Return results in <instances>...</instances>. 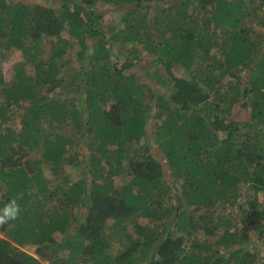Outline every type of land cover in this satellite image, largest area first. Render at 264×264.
Instances as JSON below:
<instances>
[{
  "label": "trees",
  "instance_id": "1",
  "mask_svg": "<svg viewBox=\"0 0 264 264\" xmlns=\"http://www.w3.org/2000/svg\"><path fill=\"white\" fill-rule=\"evenodd\" d=\"M55 1L0 0V264H264V0Z\"/></svg>",
  "mask_w": 264,
  "mask_h": 264
},
{
  "label": "rangeland",
  "instance_id": "2",
  "mask_svg": "<svg viewBox=\"0 0 264 264\" xmlns=\"http://www.w3.org/2000/svg\"><path fill=\"white\" fill-rule=\"evenodd\" d=\"M13 1H17V0H13ZM18 1H22V2H25V3H38V4H42L43 2H45V0H18ZM48 1H50V2H47L48 3V6H53L54 8H58L59 7V5H60V3H59V1H55V2H51V0H48ZM106 8H108V5L107 4H105L104 5ZM111 11V12H110ZM106 13L107 12H109V13H113L112 12V8H109V9H107L106 11H105ZM106 17H107V19H109V20H112V18H117L118 17V15L117 14H110V15H106ZM116 20H118V19H116ZM115 22V21H114ZM2 50H0V52H1ZM8 59L7 60H5L4 62H3V65H2V71H3V75H4V78H5V80L7 81V82H9L10 80H11V78H12V75H13V71H14V66H13V64L15 63V62H17L18 60H20L21 59V55L19 54V52L18 51H16V50H13V51H11L10 53H9V55H8ZM2 60H4V59H2ZM17 120H18V118L17 117H15V118H12V121H8L7 123H6V126H8V127H19L18 126V122H17ZM145 146H146V144L148 145V142L147 143H143ZM149 147H150V149H154L155 147H154V144L152 143V142H150L149 143ZM39 153V152H38ZM156 154V153H155ZM40 156V155H39ZM85 163V162H84ZM82 166H79V167H77V168H73V167H69V168H67V170L65 171V174H66V176L68 177V179H69V182H70V184L71 183H74V182H76V181H79V179H83V177H82V175H81V173H83V172H85V184H86V186L89 188L90 187V181H89V179H88V176H87V174H89V169H88V163L86 162V170H85V167H84V164H81ZM81 169H83V170H81ZM48 178H51V177H48ZM58 182V181H57ZM57 182H55V183H57ZM56 184H54V186H55ZM237 211V209H236V206H235V208L233 209V210H228V212H226V214L228 213L229 215L230 214H233V213H235ZM79 221H80V218H79ZM138 223L140 224V225H145V224H147V221L146 220H139L138 221ZM43 234H44V231H43ZM52 236V231H50V230H48L47 232H45V237H47V236ZM0 237H1V235H0ZM54 237H56V239H58L59 241H64V237L63 236H59V234L58 233H55L54 234ZM52 238H53V236H52ZM34 243H32L31 242V246L33 245ZM31 246H28V247H25V251H27V252H29V254H31V253H33V250H35V248L34 247H31ZM111 251L114 253V252H116V247L115 246H112V249H111Z\"/></svg>",
  "mask_w": 264,
  "mask_h": 264
},
{
  "label": "clouds",
  "instance_id": "3",
  "mask_svg": "<svg viewBox=\"0 0 264 264\" xmlns=\"http://www.w3.org/2000/svg\"><path fill=\"white\" fill-rule=\"evenodd\" d=\"M20 213V206L16 202V200H11L4 209L2 210V214H0V225H3L10 220L17 219ZM46 263V262H44Z\"/></svg>",
  "mask_w": 264,
  "mask_h": 264
},
{
  "label": "built area",
  "instance_id": "4",
  "mask_svg": "<svg viewBox=\"0 0 264 264\" xmlns=\"http://www.w3.org/2000/svg\"><path fill=\"white\" fill-rule=\"evenodd\" d=\"M42 264H48V263L46 262V263H42Z\"/></svg>",
  "mask_w": 264,
  "mask_h": 264
}]
</instances>
